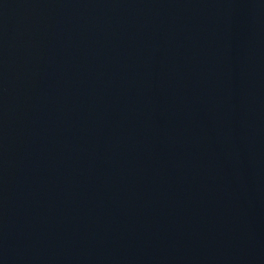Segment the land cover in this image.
I'll list each match as a JSON object with an SVG mask.
<instances>
[{"label":"water","instance_id":"1","mask_svg":"<svg viewBox=\"0 0 264 264\" xmlns=\"http://www.w3.org/2000/svg\"><path fill=\"white\" fill-rule=\"evenodd\" d=\"M0 264H264V0H0Z\"/></svg>","mask_w":264,"mask_h":264}]
</instances>
